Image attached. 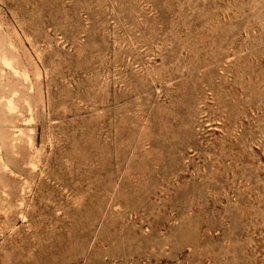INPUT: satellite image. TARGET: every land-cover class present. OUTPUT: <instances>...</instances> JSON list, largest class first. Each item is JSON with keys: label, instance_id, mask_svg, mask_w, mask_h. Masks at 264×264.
Returning a JSON list of instances; mask_svg holds the SVG:
<instances>
[{"label": "rangeland", "instance_id": "374dc122", "mask_svg": "<svg viewBox=\"0 0 264 264\" xmlns=\"http://www.w3.org/2000/svg\"><path fill=\"white\" fill-rule=\"evenodd\" d=\"M0 264H264V0H0Z\"/></svg>", "mask_w": 264, "mask_h": 264}, {"label": "bare ground", "instance_id": "6f19581e", "mask_svg": "<svg viewBox=\"0 0 264 264\" xmlns=\"http://www.w3.org/2000/svg\"><path fill=\"white\" fill-rule=\"evenodd\" d=\"M9 64V63H8ZM10 105H11V101H9Z\"/></svg>", "mask_w": 264, "mask_h": 264}]
</instances>
